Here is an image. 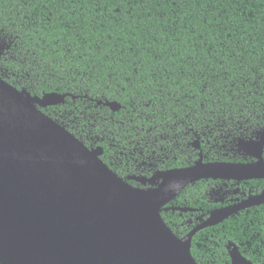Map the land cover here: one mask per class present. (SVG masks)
Masks as SVG:
<instances>
[{"label": "trees", "instance_id": "trees-1", "mask_svg": "<svg viewBox=\"0 0 264 264\" xmlns=\"http://www.w3.org/2000/svg\"><path fill=\"white\" fill-rule=\"evenodd\" d=\"M0 47V79L31 96L66 95L41 112L100 147L124 180L192 166L183 147L195 135L228 144L264 129V0H0ZM197 182L160 211L180 239L195 216L170 208L192 205ZM241 222L194 233L196 263L231 264L221 247L211 262L210 236L236 242Z\"/></svg>", "mask_w": 264, "mask_h": 264}, {"label": "water", "instance_id": "water-1", "mask_svg": "<svg viewBox=\"0 0 264 264\" xmlns=\"http://www.w3.org/2000/svg\"><path fill=\"white\" fill-rule=\"evenodd\" d=\"M65 97L31 96L0 79V264H197L193 234L241 207L217 211L183 239L160 211L203 179L264 178L260 145L250 142L244 148L253 163H203L199 153L192 166L124 180L100 159V147L88 149L41 112ZM132 180L149 187H134ZM230 256L232 264L248 263L235 249Z\"/></svg>", "mask_w": 264, "mask_h": 264}, {"label": "flooded vegetation", "instance_id": "flooded-vegetation-1", "mask_svg": "<svg viewBox=\"0 0 264 264\" xmlns=\"http://www.w3.org/2000/svg\"><path fill=\"white\" fill-rule=\"evenodd\" d=\"M263 130L259 129L251 133L240 134L238 137L224 136L223 138L229 141L228 144H220L219 142L222 140L217 141L216 139V143H212L204 135L202 137L195 135V139L185 145L183 149L185 154L189 153L193 159L192 165L198 160L199 153H202L203 163L248 164L255 162V159L248 154V151L244 147L250 142H255V144L260 145V147H255V149L261 150L260 156L264 161ZM225 140L223 141L225 142ZM195 141L199 143L197 149L192 145ZM200 181L201 183L198 186L202 191L199 192L200 195H195L192 205H189L191 202L187 203L182 198V201H178L180 205L177 207L184 210L181 212H189L195 216V227L204 223L217 211L241 207L236 213L220 222L223 223L232 217H242V222L238 223L234 228V231H236V242L227 238L225 233L221 237L217 235L220 237L218 238L220 244H218L214 242V234H211L210 241L212 245L208 247V251L212 257L211 262H216L213 258L217 254L216 248L221 247L220 254L226 255L231 264L230 252L233 249L236 250L238 258L242 257L245 260L244 263L264 264V178L243 181L219 179H203ZM138 185L140 184L138 183ZM141 187L147 188L149 185ZM240 258L239 261L241 260Z\"/></svg>", "mask_w": 264, "mask_h": 264}, {"label": "rangeland", "instance_id": "rangeland-1", "mask_svg": "<svg viewBox=\"0 0 264 264\" xmlns=\"http://www.w3.org/2000/svg\"><path fill=\"white\" fill-rule=\"evenodd\" d=\"M161 158H168V155H161ZM133 177H134V176H133ZM136 177H137V176H136ZM133 182H135V181H133ZM129 184H130V183H129ZM136 184H137V185H133V186H134V187L145 188V187H141L142 185H141L140 183H139V184H140L141 186H138V183H137V182H136ZM131 185H132V184H131ZM146 185H147V184H146ZM146 185H144V186H146Z\"/></svg>", "mask_w": 264, "mask_h": 264}]
</instances>
